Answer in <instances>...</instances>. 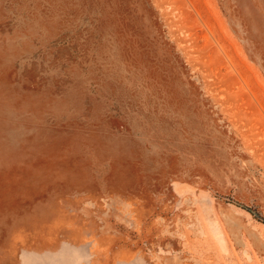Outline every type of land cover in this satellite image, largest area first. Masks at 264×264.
Instances as JSON below:
<instances>
[{
    "label": "rangeland",
    "instance_id": "374dc122",
    "mask_svg": "<svg viewBox=\"0 0 264 264\" xmlns=\"http://www.w3.org/2000/svg\"><path fill=\"white\" fill-rule=\"evenodd\" d=\"M264 264V0H0V264Z\"/></svg>",
    "mask_w": 264,
    "mask_h": 264
},
{
    "label": "crops",
    "instance_id": "0c3cea01",
    "mask_svg": "<svg viewBox=\"0 0 264 264\" xmlns=\"http://www.w3.org/2000/svg\"><path fill=\"white\" fill-rule=\"evenodd\" d=\"M32 255L33 254H30V252H25L22 255L23 264H50L49 262L32 260L35 259L34 256ZM88 262H89V253L86 250H80V252L78 253V257L76 258V262L72 264H88Z\"/></svg>",
    "mask_w": 264,
    "mask_h": 264
}]
</instances>
